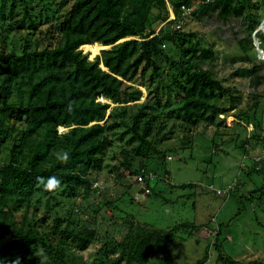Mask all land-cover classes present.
<instances>
[{"label": "trees", "instance_id": "16d2710c", "mask_svg": "<svg viewBox=\"0 0 264 264\" xmlns=\"http://www.w3.org/2000/svg\"><path fill=\"white\" fill-rule=\"evenodd\" d=\"M193 1L72 0L53 25L52 43L22 53L0 52V88L5 97L0 104V152L8 149V158L0 163V258L20 256L21 264H40L35 256L39 246L47 254L46 264H56L66 247L89 249L96 239L94 230L81 229L62 215L48 220L53 202L59 203L52 194L57 189L44 190L37 178L56 177L59 187L72 196L80 189H92V172L104 166L114 143L112 132L118 128L126 127L124 134L129 135L130 148L123 150L121 163L136 178L148 169L154 154L162 153L156 137L166 118L176 117L195 127L214 125L218 133L227 126V117L240 102L238 87L226 85L199 63L215 58L212 48L201 47L193 33L169 22L172 12L176 18L170 21L181 19V6H192ZM256 6L255 0H204L192 14L218 9L223 18L257 22L253 25L257 29L264 16L256 19ZM259 37L263 45L264 36ZM167 44L179 47V60L166 55ZM241 44L246 47L245 40ZM100 45L104 47L95 58L82 48L96 54ZM158 54L176 69L172 81L162 74ZM148 70L150 81L140 80ZM254 74L259 84L257 66ZM141 86L148 90L145 100ZM14 88L18 98L10 100ZM63 151L70 154L66 164L56 159ZM135 161L141 165L137 170ZM260 191L264 196V184ZM48 195L40 217V204ZM22 211L33 213V221L20 227L15 214ZM174 229L133 225L111 264H148L156 250L165 255Z\"/></svg>", "mask_w": 264, "mask_h": 264}, {"label": "rangeland", "instance_id": "374dc122", "mask_svg": "<svg viewBox=\"0 0 264 264\" xmlns=\"http://www.w3.org/2000/svg\"><path fill=\"white\" fill-rule=\"evenodd\" d=\"M203 1L194 0L192 6L197 9ZM255 1L254 11L259 19L264 16V0ZM71 2L0 0V52L22 53L52 43L53 25ZM255 24L239 16L223 18L218 9L197 11L187 17L184 29L195 35L201 47L215 52L214 59H199V63L226 85L238 87L239 104L220 133L214 125L195 127L176 117L166 118L156 137L162 153L154 154L146 165L155 174L148 193L145 185L128 175L121 163L123 150L129 147L126 127L113 131L114 143L104 166L92 172L93 181L100 185L80 189L74 196L65 192L64 187L52 193L59 203L53 202L50 222L62 215L71 218L79 228L96 232L89 249L66 247L56 264H111L122 251L131 227L138 223L165 230L177 227L169 251L165 255L154 251L148 264H229L226 258L242 263L264 262V196L260 191L264 184V160L256 163L264 154V54L255 44V32L261 25L256 29ZM259 35L264 36V30ZM243 40L246 47L241 44ZM260 46L264 49L262 41ZM103 47L100 45L96 54L86 46L82 48L95 58ZM164 50L175 60L181 58L176 45L167 44ZM155 58L162 74L172 81L174 66L164 55ZM256 66L259 84L254 74ZM149 74L150 70L140 80L149 82ZM141 88L145 100L148 90ZM4 98L0 88V104ZM17 98L14 88L10 100ZM65 130L61 128V132ZM1 150L0 163L8 158V149ZM140 166L134 162L136 170ZM235 181V188L224 192ZM48 197L40 204V217L45 214ZM32 215L22 211L15 218L23 227L25 221H33ZM96 255L98 262L94 260Z\"/></svg>", "mask_w": 264, "mask_h": 264}, {"label": "built area", "instance_id": "2783aa9c", "mask_svg": "<svg viewBox=\"0 0 264 264\" xmlns=\"http://www.w3.org/2000/svg\"><path fill=\"white\" fill-rule=\"evenodd\" d=\"M193 10H194V7L193 6H189L187 4H183L181 6L182 18L181 19H178L175 22L170 21V20L176 18V15L174 14V12H172L171 18L169 19V22L171 23L170 24L171 27H173L175 29H177V28H184V23H185L187 17L190 16V15H192ZM167 23L168 22L164 23L163 25H166ZM170 158H172V156H170ZM263 160H264V154L261 157H258L257 158L256 163H261ZM153 177H155V174L152 171H150L148 169H145V168H143L136 175V178H137L138 182H141L142 184L145 185L147 193L151 191V189L149 188V183H150V180H152ZM99 185H100L99 182H94V185L93 186L95 188H97ZM236 185H237V182L236 181L233 182V183H231V184H229L228 187L224 189V192L231 191L232 189L235 188ZM218 191L221 192V190H218Z\"/></svg>", "mask_w": 264, "mask_h": 264}, {"label": "clouds", "instance_id": "9594fccd", "mask_svg": "<svg viewBox=\"0 0 264 264\" xmlns=\"http://www.w3.org/2000/svg\"><path fill=\"white\" fill-rule=\"evenodd\" d=\"M56 159L60 163H68L70 159V154L67 151H63L59 154H57ZM38 183L43 185L44 190L46 191H54L59 188L60 181L56 177H50L45 180L43 177H38ZM35 256L39 257L40 264H46L47 261V254L43 247L37 246ZM0 264H21V257L16 256L15 258H7L3 257L0 258Z\"/></svg>", "mask_w": 264, "mask_h": 264}, {"label": "water", "instance_id": "95a60500", "mask_svg": "<svg viewBox=\"0 0 264 264\" xmlns=\"http://www.w3.org/2000/svg\"><path fill=\"white\" fill-rule=\"evenodd\" d=\"M261 30H264V20L262 21L260 27L258 28V30L255 32V44L260 52L261 55L264 54V49L260 46L261 45V41L258 37V33L261 31Z\"/></svg>", "mask_w": 264, "mask_h": 264}]
</instances>
